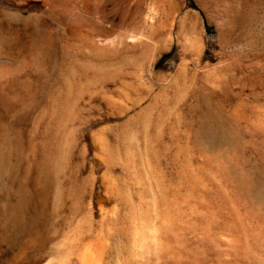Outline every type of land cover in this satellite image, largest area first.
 I'll return each mask as SVG.
<instances>
[{"label":"rangeland","instance_id":"obj_1","mask_svg":"<svg viewBox=\"0 0 264 264\" xmlns=\"http://www.w3.org/2000/svg\"><path fill=\"white\" fill-rule=\"evenodd\" d=\"M75 1L0 0V264H264V0Z\"/></svg>","mask_w":264,"mask_h":264},{"label":"bare ground","instance_id":"obj_2","mask_svg":"<svg viewBox=\"0 0 264 264\" xmlns=\"http://www.w3.org/2000/svg\"><path fill=\"white\" fill-rule=\"evenodd\" d=\"M87 1V0H86ZM89 1V0H88ZM71 2H75L78 6H80L81 7V10H82V12L83 13H87L90 9H89V7H88V3L87 2H76L75 0H71ZM91 2V1H90ZM59 4V3H58ZM44 5H45V7H47L48 6V10L49 11H58V12H62V10H60V9H57V7H59L60 5H56L55 3H51V4H49V2L48 3H44ZM57 6V7H56ZM55 9H57V10H55ZM9 14V13H8ZM3 25V24H2ZM2 27V26H1ZM16 29V28H15ZM3 30V29H2ZM7 30V29H6ZM12 31V30H11ZM10 32V31H9ZM0 33H1V31H0ZM3 34V33H2ZM16 35V34H15ZM4 36H5V34H4ZM19 37H20V35H19ZM1 38V37H0ZM6 38V37H5ZM22 38V37H21ZM24 38V37H23ZM32 39H33V37H32ZM10 41V40H9ZM23 41V40H22ZM30 42V41H29ZM33 43V42H32ZM31 43V44H32ZM17 44V43H16ZM36 44V43H35ZM6 45H8V43L6 44ZM9 45H11V44H9ZM24 45V44H23ZM15 46V45H14ZM19 46V45H18ZM27 46H30V45H27ZM8 47V46H7ZM11 47V46H10ZM17 47V46H16ZM26 47V46H25ZM27 48V47H26ZM31 48V47H30ZM5 49V48H4ZM18 49H20V48H18ZM15 50H17V48L15 49ZM27 50H29V48L27 49ZM34 50V49H33ZM18 51V50H17ZM21 52V51H20ZM24 52V51H23ZM32 52H34V51H32ZM28 53V52H27ZM18 54V53H17ZM24 54V53H23ZM22 55V54H21ZM30 55H31V53H30ZM11 56V55H10ZM23 58V57H22Z\"/></svg>","mask_w":264,"mask_h":264}]
</instances>
